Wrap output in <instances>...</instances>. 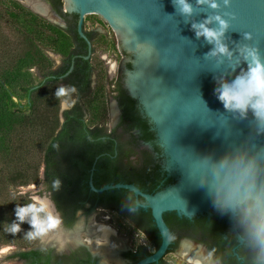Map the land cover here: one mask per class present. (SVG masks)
Masks as SVG:
<instances>
[{"label":"trees","instance_id":"trees-1","mask_svg":"<svg viewBox=\"0 0 264 264\" xmlns=\"http://www.w3.org/2000/svg\"><path fill=\"white\" fill-rule=\"evenodd\" d=\"M76 17L64 30L15 0H0V247L10 244L29 249L37 244L23 238L30 229V217L20 224L21 232L15 236L4 229L19 223L14 212L17 204L33 202L14 191L41 183L68 223L75 211L90 203L93 208L116 213L118 224L131 227L132 219L157 234L150 210L137 206L133 193L90 190L88 182L96 158L92 173L95 188L133 184L143 193L154 194L171 186L172 181L164 180L161 147L152 124L120 81L112 89L117 93L120 120L115 128L108 126L107 86L112 82L98 56L85 58L87 46L77 34ZM88 37L93 40L96 33ZM96 39L92 53L100 47L115 51L113 43L103 37ZM49 53L60 56L61 65L55 67ZM127 66L129 69L131 64ZM93 74L96 79L91 86ZM61 85H75L77 91L58 100L55 92ZM77 97L73 107L61 110L62 100L71 103ZM54 180H59L58 188L53 187ZM139 202L144 204L142 198ZM219 210L225 218V209ZM240 213L238 208V223L242 225ZM163 219L172 236L181 231L193 233V222L180 219L175 212L165 213ZM174 248L170 245L167 254ZM38 255L30 251L21 257L32 260Z\"/></svg>","mask_w":264,"mask_h":264},{"label":"water","instance_id":"water-1","mask_svg":"<svg viewBox=\"0 0 264 264\" xmlns=\"http://www.w3.org/2000/svg\"><path fill=\"white\" fill-rule=\"evenodd\" d=\"M64 1L67 10L79 15L80 37L86 40L81 30L84 15L98 14L114 28L122 49L134 54L129 93L153 126L167 159V174L178 178L154 194L143 193L133 184L95 188L92 173L98 158L93 163L88 182L92 192L128 190L137 206L151 212L161 242L152 255L136 264L157 263L168 251L172 238L163 219L168 212L189 218L221 206L228 214V233L239 243L246 241L236 228L238 206L225 205L227 186L246 174L264 183V122L256 119L251 108L246 114L225 110L214 90L247 71L246 47L258 49L264 63V0H230L229 5L224 0H186L191 14L181 11L178 0ZM212 2L218 7H210ZM217 15L229 22L220 38L229 54L211 55L216 42L197 38L193 28L211 18L206 26L218 30ZM245 33L251 39H245Z\"/></svg>","mask_w":264,"mask_h":264},{"label":"flooded vegetation","instance_id":"flooded-vegetation-1","mask_svg":"<svg viewBox=\"0 0 264 264\" xmlns=\"http://www.w3.org/2000/svg\"><path fill=\"white\" fill-rule=\"evenodd\" d=\"M15 1L19 2L21 5L49 23L64 30L68 29L69 20L73 18L74 22V16H77L76 31L79 36L77 30L79 15L75 11L67 10L64 0H61L60 5L58 4V0H32L31 3L25 4L18 0ZM36 6L41 7L44 11L37 10L35 8ZM36 11L46 14L48 18L39 15ZM58 20H60V22ZM81 30L83 35L86 37V40L90 43L89 48L86 40L79 36L87 46V55L85 56L86 59L90 56L96 55L105 64V60L101 57L103 55H107L113 57L116 64L118 63L117 60H119L120 66L115 70L114 77L112 79H108L112 82V85L107 86L108 95L110 94L113 96L117 109L118 124L121 111L115 98L117 93H112V89L115 88V83L120 81L123 84V88L127 89L129 93V88L126 87L125 83L127 79V83L129 84V73L133 68L132 61L134 54L122 49L120 40H118L117 33L114 28L98 14L90 13L84 15ZM90 33H96V38L103 37V39L110 42V44L113 43L115 45V51L112 49H106L105 47H100L92 53V50L94 49L92 42H95L97 39L94 38L93 40H90L88 37V34ZM49 56L54 60L55 67L61 65L60 56L52 53H49ZM128 64H131L129 69L127 66ZM71 71L72 67H70L67 74ZM95 79L96 74H93V82L91 86H94ZM77 99L79 98L77 97L75 100ZM160 156V166L161 171L164 174V180H171L172 182L170 185H173L177 182L178 178L174 174H167L165 170L167 159L164 155L162 147ZM41 184L43 185V183ZM47 195L52 201L50 195L48 193ZM220 208L223 207L217 206L213 208V210L211 209L209 214L195 215L189 218L177 215L180 219L186 218L193 222V233L190 231H181L175 236H172L171 234V245H175V248L168 254L166 252L167 255L165 254L157 263L153 264H181L179 260H172V258L169 257L174 255L180 246L182 249L179 255L185 260V264H195L197 260L203 261V264H253V257L256 256V251L249 246L248 239L243 243H239L233 234L228 233V214L224 210L223 213L226 214V216L223 218L221 211L219 210ZM238 208L239 207H237V210ZM142 209L149 211V209L146 208ZM91 211L95 212L94 216L98 221L95 219L92 221L84 220L85 222L83 224L82 221L78 222V213L81 212L85 216ZM137 211L138 214H140L141 211L138 209ZM57 212L63 220L61 225L63 232H60L57 236L58 244L61 247L65 244L66 246L68 245V247H66L67 249L59 250L54 248V246L43 250L37 249L36 247L18 249L15 256L19 258L21 264H106L105 261L109 264H136L140 260L152 255L157 250L160 245V243L159 245L157 244L158 237L161 242L158 231L157 234L152 233L148 229L142 228L140 224L134 223L132 219H129L130 221L128 220L132 223L131 227H127L124 224H118L119 220L116 213H111L107 209H101L98 207L93 208L90 203H84L82 208L75 211L74 216L69 223L63 218L61 212L58 210ZM236 228L241 237L247 238L244 234L243 225H239L238 223L237 215ZM216 237L218 238L216 239ZM93 244L95 246H93ZM30 251L38 252L39 255L32 260L21 257L22 253ZM92 251L95 252V255ZM97 251L102 254L98 255ZM100 258L104 263H102V261L99 262Z\"/></svg>","mask_w":264,"mask_h":264},{"label":"clouds","instance_id":"clouds-1","mask_svg":"<svg viewBox=\"0 0 264 264\" xmlns=\"http://www.w3.org/2000/svg\"><path fill=\"white\" fill-rule=\"evenodd\" d=\"M198 3H204L205 0H197ZM182 5L181 11L185 14L192 13V7L186 0H178ZM225 5L230 4V0H224ZM210 7L217 8L215 2ZM231 18H235L230 13H226ZM219 23V29H211L206 25L211 23V18L199 25H193L197 29L196 36H203L209 43L216 42V47L211 55L229 54L226 45L220 43V38L229 26V22L222 19L219 15L215 16ZM245 39H251L250 33H245ZM248 61L247 71L242 75L236 76L231 83L224 82L221 87L214 91L218 94V100L223 104L224 109L228 111H239L246 114L249 108L252 109L254 116L258 121L264 122V63L261 62L258 49L245 48ZM77 91L75 85H61L55 92L56 98L70 97V93ZM61 108L68 109L75 105V101H61ZM53 187H59V180L53 181ZM241 209V223L244 228V234L248 239L249 246L256 251L253 257V264H264V183H258L256 176L245 175L236 179L234 183L227 186V197L225 205L233 203ZM55 205L51 200L33 198L32 203L21 206L16 205L14 210L16 219L19 223L13 222L9 227L5 225L4 231L13 236L21 232L20 224L24 223L26 218L30 224V229L25 233L24 239L29 242H45L50 233H62V218L58 212L54 211ZM14 250L13 246L8 244L0 247V258L10 254ZM195 264H203V261L197 260Z\"/></svg>","mask_w":264,"mask_h":264},{"label":"rangeland","instance_id":"rangeland-1","mask_svg":"<svg viewBox=\"0 0 264 264\" xmlns=\"http://www.w3.org/2000/svg\"><path fill=\"white\" fill-rule=\"evenodd\" d=\"M21 3L25 4V3H31L32 0H18ZM119 40V38H118ZM101 58H103L105 60V70L108 76V79H112L114 77V72L116 69H118V67L120 66L119 60H117V64L115 62V59L111 56H107V55H103ZM126 87L129 88L128 83H127V79H126V83H125ZM109 96V101H108V126L110 128H115L116 124H117V109L113 100V96L112 95H108ZM75 101H78L75 100ZM16 193V195H22V196H28L30 197L32 200L33 198H38V199H45V197L48 198L47 193L44 192V188L42 184L39 185H30L28 187H22V188H18L16 191H14ZM95 212L91 211L88 214H86L85 216L80 212L78 213V222L82 221V224L85 222L84 220L87 221H92V220H96L97 218H95L94 216ZM98 221V220H96ZM60 231L58 230L57 232L54 233H50L49 238H47V240L45 242H40L38 241L37 244H35L34 247H36L37 249H46V248H51L52 246H54V248H57L59 250H64L67 249L66 247H68V245L66 246V244L64 246H59L58 244V239L57 236L59 235ZM81 236V235H80ZM14 250L4 256L3 258H0V264H21V261L19 260L18 257H16L15 255L17 254L16 252L18 251V249L16 247H14ZM97 249V248H96ZM181 246L178 248L177 252L174 255L169 256L170 258H172V260H179V262H181V264H185V260L179 255L180 251H181ZM93 254L95 255V252L92 251ZM98 255L102 254L99 253ZM102 261L101 258L99 259V262ZM102 263H104L102 261ZM106 264H109L108 262L105 261Z\"/></svg>","mask_w":264,"mask_h":264},{"label":"bare ground","instance_id":"bare-ground-1","mask_svg":"<svg viewBox=\"0 0 264 264\" xmlns=\"http://www.w3.org/2000/svg\"><path fill=\"white\" fill-rule=\"evenodd\" d=\"M35 5H36V4H35ZM35 8H36L37 10H39V11H40V10H43V9H42L41 7H39V6H36ZM43 11H44V10H43Z\"/></svg>","mask_w":264,"mask_h":264}]
</instances>
